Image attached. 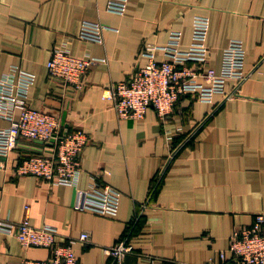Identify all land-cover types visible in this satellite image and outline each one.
Instances as JSON below:
<instances>
[{
  "label": "crops",
  "instance_id": "obj_1",
  "mask_svg": "<svg viewBox=\"0 0 264 264\" xmlns=\"http://www.w3.org/2000/svg\"><path fill=\"white\" fill-rule=\"evenodd\" d=\"M108 1L0 0V76L14 65L35 73L31 106L90 137L77 186L16 172L23 156L49 149L40 140L0 155V220L28 214L37 226L57 227L58 243L73 241L78 264H229L234 231L264 213V0H128L123 14L109 12ZM196 15L210 19L217 71L229 41L244 42L249 75L239 96L203 102L188 94L166 120L153 106L143 118H120L104 90L144 66L145 45L165 44L171 30L182 32L186 49ZM84 20L111 26L103 42L78 36ZM63 43L78 57L106 58L81 90L50 77L47 63ZM156 56L164 59L161 50ZM8 125L0 118V127ZM95 185L121 191L117 215L75 208L78 189ZM82 232L90 241L79 239ZM122 240L133 250L118 263L105 247ZM52 256L51 248L25 247L0 231V264Z\"/></svg>",
  "mask_w": 264,
  "mask_h": 264
},
{
  "label": "built area",
  "instance_id": "obj_2",
  "mask_svg": "<svg viewBox=\"0 0 264 264\" xmlns=\"http://www.w3.org/2000/svg\"><path fill=\"white\" fill-rule=\"evenodd\" d=\"M128 0H109V12L123 14ZM111 26L101 22L84 20L78 36L82 39L103 42L104 31ZM210 19L196 15L193 20L192 38L186 49L181 47L182 32L171 30L165 44H147L142 54L147 63L126 79L107 87L102 97L111 102L120 118H143L153 106L159 117L166 120L174 111L182 96L193 94L199 101L213 102L216 95L223 100L240 94V84L248 77L246 50L241 39L233 38L223 49L221 68L210 65V46L207 43ZM157 50L164 54L158 60ZM106 58L78 57L66 43L57 45L47 63L50 77L73 90L85 86L89 69ZM36 80L33 72L19 66L0 76V118L9 122L0 127V155L7 156L21 146L24 139L40 140L47 150L23 156L16 167L21 175H34L54 184L77 186L82 172V153L90 141L81 128L65 129L56 112L44 111L31 106L30 91ZM234 82L231 89L228 82ZM121 191L111 185L78 189L75 208L104 215H117ZM0 231L14 235L25 247H48L53 256L48 260L23 258L21 264H78L72 242L58 243V228L53 225L37 226L26 214L19 222L0 220ZM79 239L90 241V233L82 232ZM133 246L124 240L105 251L120 263ZM230 251L233 261L229 264H264V213L256 215L252 226L235 230Z\"/></svg>",
  "mask_w": 264,
  "mask_h": 264
},
{
  "label": "water",
  "instance_id": "obj_3",
  "mask_svg": "<svg viewBox=\"0 0 264 264\" xmlns=\"http://www.w3.org/2000/svg\"><path fill=\"white\" fill-rule=\"evenodd\" d=\"M63 125H65V134L68 132V124L65 122V117H63Z\"/></svg>",
  "mask_w": 264,
  "mask_h": 264
}]
</instances>
